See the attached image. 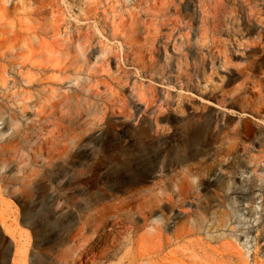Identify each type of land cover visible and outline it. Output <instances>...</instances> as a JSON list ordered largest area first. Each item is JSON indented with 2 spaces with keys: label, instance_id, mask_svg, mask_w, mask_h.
I'll use <instances>...</instances> for the list:
<instances>
[{
  "label": "rangeland",
  "instance_id": "374dc122",
  "mask_svg": "<svg viewBox=\"0 0 264 264\" xmlns=\"http://www.w3.org/2000/svg\"><path fill=\"white\" fill-rule=\"evenodd\" d=\"M263 80L264 0H0V264H264Z\"/></svg>",
  "mask_w": 264,
  "mask_h": 264
},
{
  "label": "bare ground",
  "instance_id": "6f19581e",
  "mask_svg": "<svg viewBox=\"0 0 264 264\" xmlns=\"http://www.w3.org/2000/svg\"><path fill=\"white\" fill-rule=\"evenodd\" d=\"M263 82H264V80H263ZM263 86H264V83H263ZM15 95V94H14ZM29 95V93H27V92H25V91H22V92H20V94H17V95H15V97H16V99L18 100V102H20V103H22V105H21V107H20V112L19 113H23L24 112V109L26 108L25 107V100H26V98H27V96ZM3 96V95H2ZM15 97L13 96V98L15 99ZM15 99V100H16ZM16 108V107H15ZM17 109V108H16ZM18 110H19V108H18ZM16 112H17V110H15ZM13 113V112H12ZM15 113V112H14ZM14 113L12 114L13 116H14ZM10 114V113H9ZM9 114L7 115L8 116V118L6 119V121H4L3 123H5V122H8V121H10L9 119H10V116H9ZM6 116V117H7ZM12 119V118H11ZM14 119H15V117H14ZM3 120V119H2ZM5 120V119H4ZM8 120V121H7ZM16 122H18V121H16ZM3 123H1V125L3 124ZM10 123V122H9ZM13 124V122L11 121V125ZM27 124V123H26ZM21 125H22V123H21ZM25 125V124H24ZM28 125V124H27ZM26 125V126H27ZM12 126H15V125H12ZM16 127H18V124H17V126ZM21 128V127H20ZM30 128V126H27V129H29ZM26 128H24V126L21 128V129H18V132H19V134L21 133V140H18V139H15L14 141H11V142H6L5 140V142H3L2 141V143L0 144V176H2V174H1V171L2 170H4V172L5 173H8V174H12V170H14V169H11L12 167H10V164H11V166H12V164L13 163H9V159H12V158H14V159H16L17 158V156H18V154H19V150H22L21 148L22 147H24L27 143H28V139H27V136H28V130H27ZM16 131V130H15ZM31 131V130H30ZM251 129H250V127L249 126H245L244 127V130H243V136L244 137H248L250 134H251ZM16 136V135H15ZM14 137V136H13ZM18 137V136H17ZM12 138V137H11ZM10 138V139H11ZM13 140V139H12ZM31 142V141H30ZM31 146V145H30ZM20 155V154H19ZM18 158H20V157H18ZM22 158V157H21ZM24 158V157H23ZM15 161H17V159L15 160ZM22 161V160H21ZM20 162V161H19ZM23 164H24V162H22ZM15 164V163H14ZM19 164V163H18ZM20 165H22V164H20ZM19 167V166H18ZM15 168V167H14ZM17 168V167H16ZM16 170H18V168L17 169H15L14 171L16 172ZM13 171V172H14ZM19 171V170H18ZM18 171H17V173H18ZM19 172H21V171H19ZM16 173V174H17ZM19 175H22V174H20V173H18ZM25 174V173H24ZM12 175H14V174H12ZM246 177V183H245V185H246V187H250V185L252 184V181H251V179L249 178V177H247L245 174H242L240 177H239V179H241V177ZM22 177V176H21ZM17 180V179H16ZM18 180H20L21 181V179H18ZM185 194H186V191L184 190V192H183V195L185 196ZM243 200H247L248 198H242ZM116 229V228H115ZM118 236V235H117ZM97 238V237H96ZM102 238V237H101ZM114 238V237H113ZM119 239V237H117V240ZM116 240V239H115ZM102 241V240H101ZM99 242V241H98ZM100 243V242H99ZM103 243V242H102ZM92 244V243H91Z\"/></svg>",
  "mask_w": 264,
  "mask_h": 264
}]
</instances>
